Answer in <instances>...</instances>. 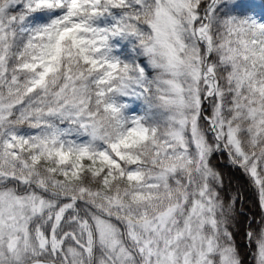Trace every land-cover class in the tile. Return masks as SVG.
Returning a JSON list of instances; mask_svg holds the SVG:
<instances>
[{
	"label": "snow or ice",
	"instance_id": "6c2138e0",
	"mask_svg": "<svg viewBox=\"0 0 264 264\" xmlns=\"http://www.w3.org/2000/svg\"><path fill=\"white\" fill-rule=\"evenodd\" d=\"M0 264H264V0H0Z\"/></svg>",
	"mask_w": 264,
	"mask_h": 264
},
{
	"label": "trees",
	"instance_id": "16d2710c",
	"mask_svg": "<svg viewBox=\"0 0 264 264\" xmlns=\"http://www.w3.org/2000/svg\"><path fill=\"white\" fill-rule=\"evenodd\" d=\"M243 199L247 201V204H241V210L246 211L248 216H251L253 212L256 211L255 205L253 203L254 197L252 193L245 192L243 194Z\"/></svg>",
	"mask_w": 264,
	"mask_h": 264
}]
</instances>
